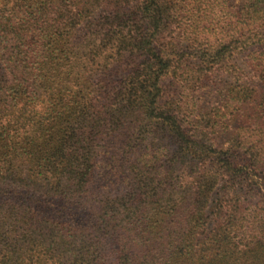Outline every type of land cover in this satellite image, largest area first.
<instances>
[{
	"label": "trees",
	"instance_id": "obj_1",
	"mask_svg": "<svg viewBox=\"0 0 264 264\" xmlns=\"http://www.w3.org/2000/svg\"><path fill=\"white\" fill-rule=\"evenodd\" d=\"M260 188L264 0H0V264H264Z\"/></svg>",
	"mask_w": 264,
	"mask_h": 264
},
{
	"label": "rangeland",
	"instance_id": "obj_2",
	"mask_svg": "<svg viewBox=\"0 0 264 264\" xmlns=\"http://www.w3.org/2000/svg\"><path fill=\"white\" fill-rule=\"evenodd\" d=\"M243 0H227V4L229 6V8L231 7H238L242 4ZM247 52H241V54L238 55V57L236 58V62L241 65L243 68L245 67V64L247 62V58H246ZM247 69H244V72L246 73ZM115 77H111L110 80H114ZM224 77L220 78L219 75H217L215 78H211L210 80H208L207 82L202 81L199 84H194V87H191L189 89H191V91H187L185 90L184 93L182 94V98H185V95H187V92L189 93V95H187L188 98V103L191 104H195L194 107L196 109H203V110H210L215 108L216 106V100L220 97V94L222 93L223 90V86H224ZM168 82H165L166 88L169 89V85H167ZM205 85V86H204ZM99 169H98V173L96 175V183H95V188L103 189V188H109L110 187V183H108V179L107 178H103L102 175L105 172V167H104V158H103V154H101L100 159H99ZM120 186H116L115 188H119ZM259 189V188H257ZM261 189V188H260ZM261 192H264L263 189L258 190ZM254 199V198H253ZM57 205H59V207H66V209L62 212H60V214L58 215L59 217H66V215L68 214L70 210L73 213V216L76 220H78V222H84L87 218V216H85L84 211H82L80 208H76L77 206L75 205H60L58 203H56ZM79 207V206H78ZM58 208V207H56Z\"/></svg>",
	"mask_w": 264,
	"mask_h": 264
}]
</instances>
